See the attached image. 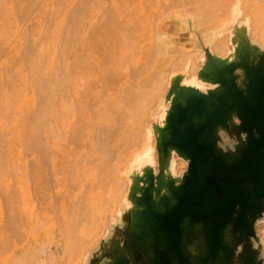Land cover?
Wrapping results in <instances>:
<instances>
[{
    "label": "rangeland",
    "instance_id": "rangeland-1",
    "mask_svg": "<svg viewBox=\"0 0 264 264\" xmlns=\"http://www.w3.org/2000/svg\"><path fill=\"white\" fill-rule=\"evenodd\" d=\"M59 1L60 0H45L44 2L47 3V4H45V8L44 9H46V5H47V9H48L47 12H48L49 10H51V9L53 10V8H54V7H52V3H54V5H56L57 3L61 4L62 2L63 3L61 5L57 4L58 6L57 7L55 6V8L59 9V6H63L64 7V4L65 5L69 4V5H67V7L68 6L69 7L72 6L71 8L75 7L74 4H75L76 0H63L61 2H59ZM78 1H80V0H77V3H78ZM81 1H83V0H81ZM94 1L92 0V2H94V3H92V2L90 3L89 1L87 2V4L88 3L89 4H93L94 6L93 5H89V4L87 6H90V8L94 7L93 9H91V11L92 10H94V11H92L93 13H91L92 15L91 14L90 15H91V17L94 16V18H96V16H98V20L96 18L95 19V23H94V18H91L89 14H88L89 17L87 15V17L85 18V16H86V12H85V15H83V17H81V19H79V20H77L75 22V24L80 22L82 25H84L83 27H81L82 29L81 28L80 29L77 28V27H80L81 24L78 25V26L76 25L77 27H75V32H76L75 33V37L77 39V40L75 39L76 48L78 47L79 44H81L79 46L82 47V50L80 51L81 53L79 52V50H77V52L80 53V55L77 54V52L75 51V54H76L75 58H77V60L75 59V61L77 62L78 60H80L81 56L83 58V56L89 55L88 51H90V50L91 51L92 50L95 51L96 47L100 46L99 45V43H100L103 46V47H101L102 49L100 47H98L99 49H101V51H102L101 53L103 54V52H105L106 50H108L106 52H109V53L105 52L103 54L104 58L102 57V62L100 60L101 59L100 57L102 56V54H101L100 57H98L99 54L96 53V52H98V50H97L98 48L96 49L97 51L94 52V54L91 53V56H93V57H96V55H97L98 59L96 58V61L100 60L98 62L99 63L101 62V64H97V65L98 66L99 65H103V64L105 66L106 65H110L109 61H108V60H110V58H111L110 62L111 63L115 62V64H116V65L114 64L115 65L114 66L113 63H112V65H113L112 68L115 67L114 69H112L109 66L111 68V74H112V71L114 70L113 74H115V75H113V74L111 75L110 71H107V70H110V68H108V66H106V67L105 66H102V67L100 66V68H101L100 70L101 71L97 69V72H96L94 70L96 65L95 64L93 65L94 66L93 70L95 71V73H93V76L96 73H98V75L101 73L99 75V77H98V75H95V77L97 76L99 78V79L97 78L95 80L99 81L100 82V83L98 82L99 84L103 83L102 85L104 87H105L106 84H109V83H114V85L116 83L115 86H117L121 82L120 79L122 80V82L115 89L113 87V84H110V85H112L114 90L111 89L112 87L108 86V85H106V87H110L111 90L110 89L109 90L108 89H104V87L101 86V85L98 86V83L94 84L95 87H96V84H97V87L94 90L95 93L98 94L101 91V93H103L104 101H106V102L108 101L110 103V105H111L110 110L107 112L108 120H105V121L104 120L103 121L100 120L99 121V123L103 124L104 127L99 125L98 122H97V125L99 127H102V128H105V125H108V126L112 125L111 128H110V138L108 140L106 138V141H100L101 144L103 142V144L101 145V144H99L100 143L99 140H97V139H95L93 137L94 132H92L93 135L90 134L92 137H90V135L88 136V134L91 133V130H93L95 132L98 131V129L96 128L97 125L96 124H93L94 126L92 125V123H93L92 119L93 118L90 119L91 117H93L95 115L93 113L95 108L94 109L91 108V109H93V111H91V109H89L87 107L89 109L88 113L89 112L92 113L93 116H90L91 115L90 113L89 114L87 113L88 115L85 114L86 115L85 116L84 113H86V111L88 109L86 108V110H85V108L83 107L84 106L83 103H79V102H83L82 100L80 101V99H82L84 96L81 95L82 96V98H81L80 93H77V92H74L73 96H72V94H70L68 92L71 96L67 95L68 99H67V97L63 98L64 101H62V102H57V101H59V100H57L56 103L57 104L59 103L58 105L56 103H55V106L51 105V104H48L49 106H47V104H43L42 107H45V109L46 108L47 109H46V112L44 111L45 113H43L42 118L39 119L40 123H38V124H41V126L39 125V128H37L38 131L36 130V127H34V126H36V123H35V125L33 124V126L32 125L25 126L24 127L25 130L22 127V131H23L22 132V136L23 137L26 136V137H24V138L21 137L20 138L21 140H20L19 137L14 135V134L18 135V133H17V131H15V129H13V131L9 135V138L11 136V138L13 140L15 139L16 141L15 140L13 141L11 139L12 140L11 143L14 142V143H12V147L10 146L12 149L7 151V153H6V156L9 158V160H7L8 158H5L4 155H2V157H4L3 158L4 161H8L9 163H12V165H13V162H16L15 163L16 167H17V165H19V167L17 168V170H13L12 167H11V169H7V170L5 168L2 169V171H4V172H2L0 174V177H1L0 178V191L2 190V192H4L3 190H5V185L7 186V185H9L8 183H10V185H11L10 189H12V191L15 190L14 191V192H16L15 194H18L17 191L19 190L18 192L20 193V195H25L26 197L28 196L29 198H31L28 201L33 203V207H32L33 209H31L32 214H29V215H33L34 217L31 220L29 218L31 216H28V214L25 217L23 214L30 213L27 210V212L25 211V213H23L22 215L26 218V222L28 221V219L30 221H28L29 223L27 222L26 224L23 223L24 226L22 225V227H25L24 229L17 222L18 226L20 225L19 229L22 228V230L18 231L17 230L18 228L16 229V227H18V226L15 223L14 224L16 225V227H14V229H13V227L11 228V226H13V225L10 224L9 225L10 227L8 226L9 227L8 229L6 228V229H1L0 230V234H2V237L7 236L6 238L9 239L8 241L10 242V244L12 246V248L10 247L11 248L10 249L9 247H7V244H9V242L6 245H4V243L3 244L1 243L2 245H4V249L6 247L9 248V249L6 248V253H4L3 251L1 253V250L3 248L0 249V261H2V263L0 262V264H3L4 261H6L5 264H9L10 262L12 264H25V262H24L25 258L29 259V261L33 259V256L31 255L33 253H31L32 251H30L32 249L35 251L34 253L36 254L34 256L35 264H44L42 262V260H41L42 256H46L49 259L48 260L49 264H80V260H81V257L84 254V250H87L88 248H90L91 244L88 243V242H85V240L83 239V236H81L79 233H76L74 236L73 235L72 236H67L66 234L64 235V232H63L64 231L63 230L64 225L66 226V224H68L70 226L69 223H71V222L67 223L66 220L69 219L68 221H72V219H74V217L72 218V215H74V214H71V212L75 213V207L74 206H76L75 205L76 203H74V202H77L78 200H79L78 202H80L81 200H83L84 195H87L86 197L91 196V195L88 196V194H90V193L92 194L91 198L92 197L94 198V199H92L93 201L96 198L101 197L100 203H101V205L103 207V212L105 214H107V215L113 214L115 216V220H114L112 229H113L114 226H121L124 223L123 213L127 212L128 209L131 208V203L128 201V199H126V196H125L127 194V189L124 186L125 185V180L128 181L129 178L132 179V177H135L137 175L141 176L143 174L144 168H152L154 170V173L157 174V155H156V151H155V137H154L153 126H152L153 123H151V121H152V118H154L156 124H158L159 126H162V124H163V120L165 118L167 110L169 109L170 100H171V98H169L167 100L165 99V95L168 92L169 80H171V78H173L176 75H181V83H180V85L195 87V88L205 92L206 90L213 89L216 86L214 84L202 81L197 76V72H198L199 68L201 67V64L205 60V48L208 49L212 54L219 56V58L228 59V60H232L233 54H234V51H235V46L241 39H245L250 44H253V45L257 46L259 49L264 50V0H216L217 2H219L218 3L219 5L221 4L220 5L221 9L217 10L215 12V17L212 20L201 21V22H199L197 20H194V21H190L189 23L178 21L179 20L178 17H180L181 15L184 16V11H185L184 7L187 8V9L189 8V11L187 10L188 12L193 11V6H194L193 5V3H194L193 1L194 0H192L193 3L189 2L191 0H189V1L188 0H184L185 2L179 0L180 3L177 0H167L168 3H169V1H171V2L174 1V6H175V1H177L176 4L179 3L178 4L179 5V9H178L177 6H175L177 9H174V10L171 9V8H173V5L170 6L171 3L168 4L166 2V5L164 4V6H167V4L169 5L170 9L168 8V11H170V12L167 11V13H169L170 14L169 16H171V17L166 19L165 21L159 20L160 18L156 17L157 15H155V17L154 16L153 17L155 19L158 18L159 21H156L157 19L155 20L154 18L150 17V16H152V15H150L151 12L153 11L152 14L154 15L155 14L154 11H156L157 9L153 7L156 10H152L153 8L150 10L148 8V6L149 7L154 6L155 5L154 3L156 1H154L153 3L149 2V3L154 4V5H151V4L148 5V4H146V2H143V4L139 3V5H141V4H142V6L144 5L143 8L139 9L140 11L142 9L143 12H141V13L138 12V9H137V8H139V6H133L135 4L133 2L134 4H132L131 7L130 6H127V7L128 8L130 7L129 9L131 11H133L132 13L135 12L134 14L136 16V19H137V17L140 18L141 21H143L142 23L144 24V26L140 25L141 23L139 24V22L135 24V22L138 21L139 19L135 21V18L133 17L134 20H132V21H135V22H134V27H132V29L135 28V27H138V31H137V29H135L137 32L136 31H132V32L133 33L136 32L138 34L139 30L142 27H146L145 29L147 31H145L144 28H143V30L141 29L140 31H142V32L145 31V33L147 35L145 33L141 32L143 34V37H144V39H143L142 34L139 32L141 34V35L139 34L140 36L136 34V35H134L132 37L134 39V40L132 39L134 42L132 40H130L131 38H129V37H127L129 39V40H127L125 35H127L128 32H127V29H125V28H128V27H125L126 24H124L125 31L122 28V30H123L122 33H124L123 35L125 37V43L123 44V46L126 44L125 45L126 47H123V46H121V47L119 46L118 47V45L121 44L122 42H120L119 39H117V41H116L115 38H114L115 40L113 41V39H111L112 37H109V36H113V32H112L111 27L109 26L110 25L108 23L109 20L106 19V17H109L108 13H110L109 9L111 10V8H109V5L106 6L105 3H106V1L109 2L110 0H105V1L104 0H94ZM150 1H152V0H150ZM203 1H206V0H203ZM210 1L211 2L213 1V2L216 3V1H214V0H210ZM117 2H119V1H117ZM135 2L137 3L138 0L135 1ZM161 2H165V0H163V1L160 0L159 4L157 6L158 8L161 7L160 4H163ZM186 2H188L189 5H188V3L185 4ZM211 2H209V3H211ZM110 3L113 4L112 2H110ZM110 3H108V4H110ZM111 4H110V6H111ZM78 5H79V3L76 6L78 7ZM145 5H146V7H145ZM156 5H157V3H156ZM120 6H122V5H120ZM181 6H182V8H181ZM63 7H61V8H63ZM67 7L63 8V12H62L63 14H64V11H65V9ZM101 7L102 8L106 7L105 11L103 12V14L100 13V12H102L104 10V8L102 9ZM144 7L147 8V10H145ZM90 8L87 9L89 11V13H90V10H89ZM129 9H126V12H129V11H127ZM161 9L164 11L163 7L159 8L158 10H161ZM52 10H51V12H52ZM67 10L69 11L71 9L69 8ZM179 10L182 11V12L178 13V12H180ZM68 11H66V14L69 13ZM88 11H87V13H88ZM106 11L108 13H107V16L105 17L104 14L106 15ZM131 11H130V13H131ZM144 11H146V12H144ZM147 12H148V14H147ZM44 13H45V10H44V12L42 14L44 15ZM142 13L150 15L149 19L151 18V21L153 19V21L155 20L156 22L154 21V23H153V21L151 22L149 19H147L148 18L147 15H146L147 18L146 17L144 18V16H143L144 14H142ZM185 13H186V11H185ZM49 16L50 15L48 14L47 17L49 18ZM67 16L69 17V14L66 15V17ZM101 16H104L105 17L104 19L108 20V21H105L103 19V17H102V19L104 20V22H103L102 19H100V21L105 23V25H106V22H107V25L108 24L109 25L106 26V27L108 29L110 27V29H109L110 31L107 30L106 28L102 29V31H100L101 33L103 31H105L106 33L108 32L110 34L109 36L106 35L107 38H108V41L106 42L105 40L104 41L100 40L101 42H99L98 45L95 44V42L97 40L101 39L100 36H102V35L99 36V32H98L99 39H97L98 36L95 35L96 38H95V36H94V38L96 40L93 39V40H95V41H93L91 39L90 40L91 42L89 41L90 43L93 42L95 45L94 44L91 45L88 42H84L83 41V37H86V35L87 36L90 35L91 32L92 33H91L90 37L93 36L94 34H97V33H94V32L99 27L97 29H95V30H94V27L97 26L96 20L98 22L99 18H101ZM129 16H131V15H129ZM142 16H143L144 19L142 18ZM45 17H46V15L44 16V18ZM83 18L86 19L88 21V23H89L90 20H88L87 18L92 19L94 27H92V24L90 25V23H89V28H87L86 27L87 21H85ZM121 18H123V17H121ZM133 18H132V16L130 17V19H133ZM126 19L128 20L129 18H125L124 17V20H126ZM187 19H189V18H186V20ZM118 20H122V19L118 18ZM184 20H185V17H184ZM34 21H36V20H34ZM144 22H146L147 24L151 23L150 24L151 28H150L149 25H147ZM164 22L168 23V24L170 23V25L174 24V27L169 26V28H165V29L159 30V28H157L158 25H161ZM181 22L184 23V25H178ZM100 23H99V26L102 27L103 24L101 23L102 25H100ZM131 23L132 22H130V24H128V26H130ZM146 25L149 26L150 29H152V32L148 31L149 28ZM34 26H35V24H34ZM87 26H88V24H87ZM90 26L92 27V29L90 28ZM131 26H133V24ZM32 27H33V25L31 26V28ZM44 27H43V29H44ZM46 27H45V30H48ZM53 28H54V25H53ZM67 28L68 29H72V26L67 27ZM129 28H131V27H129ZM90 29H91V31H90ZM81 30H83L85 34H83V31H81ZM99 30H97V31H99ZM53 31H54V29H53ZM56 32L57 33H55V36L58 35V31H56ZM105 32H103V33H105ZM110 32H112V33H110ZM103 35H105V34H103ZM123 35H122V37H123ZM128 35L131 36L130 34H128ZM13 36L9 37V38L13 39L15 37V36L14 37ZM80 36H81L82 39L80 38ZM120 36H118V38ZM110 39L112 40L111 42H109ZM81 40L84 43H88L87 46H89V48H91V46H93V48H95V49H92V48L89 49L87 47L89 49L88 50L85 47L86 45ZM88 40H89V37L87 38V41ZM126 40L128 41V44H127ZM53 41L48 42L49 44L46 43L48 45V46L46 45V47L49 48L48 49L49 52L52 51V50L54 51V48L53 49L50 48L51 46H54V44L56 43L55 40H53ZM102 41H103V43L105 42L104 45H103ZM118 41H119V44H118ZM122 41L124 42V40H122ZM130 41H131V45H130ZM136 41H138L140 44H138V42H136ZM6 42H8V41H6ZM108 42L110 44H108ZM115 42H117V43L115 44ZM50 43H51V45H50ZM106 43H107V47L105 45ZM113 43H114V45H113ZM12 44H13V42H12ZM111 44L113 46H115V45L117 46L116 54L119 53L120 49H118V48H121L120 52L123 50L122 52L125 54V57L123 56L124 55L123 53H122L123 55L121 53H119L120 55L119 54L118 55H119V57H124V58H119L118 55H116L114 57L113 55H115V50L113 51L111 49L112 52H110V49H108V47H110V48L113 47V46H111ZM82 45H84L85 48ZM133 46L135 48H133ZM122 47L124 49H122ZM76 48H75V50H76ZM114 48H116V47H114ZM125 48L127 49V51H125ZM103 49L104 50L106 49V50L104 51ZM56 50L57 49L55 48V53L58 52ZM83 50H85V51H83ZM86 50H88L87 51L88 53H86ZM138 50H139L140 53L137 52ZM148 50H149V52H151L153 50L152 54L149 53ZM129 51L134 53V55L131 54ZM141 51H143L144 53L141 52ZM153 52H155V53L153 54ZM55 53H53V54H55ZM83 53H84V55H82ZM111 53H113V55ZM135 53L136 54L139 53V55L138 54L136 55ZM53 54H51L52 57H53ZM108 54H109L110 58H109V56H107ZM110 54L115 58V60L112 61V59H114V58L111 57ZM129 54H131V56H129ZM143 54L146 55V56H144ZM147 54H149V55H147ZM150 54L152 56H150ZM51 55H50V59L52 58ZM56 55H55V57L57 59ZM77 55H78V57H77ZM105 55H106V57H105ZM58 56H59V54H58ZM79 56H80V59H79ZM133 56H136V57L134 58ZM143 56L145 57V59L147 58V56L152 57V59L149 58L150 61H152V63L149 62L148 58H147L148 61L145 62L147 59L144 61L143 60L144 59ZM190 56L193 57V62L186 61V59L189 58ZM93 57H91L92 60H93ZM129 57H131V58H129ZM141 58H142V61L144 63L141 61ZM47 59H48L49 63H51L50 61H52V60H50L49 58H47ZM129 59H130V62H129ZM137 59H138V61L140 60L141 63L138 62L140 65H143V64L146 65V63L149 64V66L147 67V70L145 68V72L144 73H143V71H141L142 72L141 74H139L140 71H135V73H134L133 68L136 70V67L138 66V68L140 69V65H137L135 67V64L133 62L135 60V63L137 64V62H136ZM131 60H133V61L131 62ZM105 61H107L108 64H107V62L105 63ZM120 61H122V63ZM76 62H75V64H76ZM116 62H118V63H116ZM55 63H57V62H55V61L53 62V64L57 67V65ZM123 63L125 65V67L123 66ZM128 63H129V65H128ZM130 63H133V67L130 66V65H132ZM117 64H118V66H117ZM54 65H52V66L55 67ZM126 65H127V67H126ZM129 66L131 67L132 70H130V68H128ZM103 67H105V69ZM118 67L120 68V70H119ZM141 68L143 69L144 67H141ZM115 70L118 71L119 74L122 72L120 77H118L119 74ZM136 72H137V74L139 76L136 74ZM76 73H77V71L75 72V74ZM127 73H128V76H127ZM109 74L111 75V77L112 76L116 77V79L114 77H112L114 79H111ZM125 74H126V77H124ZM134 74H136V75H135V77L133 76L134 79L132 80L131 75H134ZM100 76H102V77L100 78ZM76 77H78V76H76ZM95 77H91V79L95 78ZM104 77H106V78H104ZM100 79L102 81H105V79H106V82H108V83L105 84V82H101ZM124 79H125V81H123ZM92 81L94 82V80H92ZM134 83H136V84L140 83L141 84L142 90H143L142 94L145 93V95H144L145 97H143L144 99L142 98L143 100L140 98V101H138L139 100L138 97H140V95H141L140 93L141 92H139V90L136 89V86L134 85ZM47 84H50V83H47ZM80 85H82V80L81 79H77V81H76V79H75V87L80 89L83 86V85L82 86H80ZM49 87H50L49 85H45V87H44L45 89H43L42 92H41L43 94H41V93L40 94L42 96H44V94L46 95V92L49 93V91H48ZM98 87H100L99 92L97 90ZM46 88L48 89L47 91H46ZM64 88H65V86L62 89H64ZM66 89H69V91L71 92L69 87L67 88V86H66ZM44 90H45V93H44ZM106 91H108V92L106 93ZM114 91L116 92V94H115ZM25 92H26V90H25ZM31 92L32 91H29V92L27 91L28 94L30 93L29 95L33 94V92H32V94H31ZM87 92H89V91L87 90L86 93ZM113 92H114L115 96L113 95ZM71 93H73V91ZM101 93H99V94H101ZM104 93L106 95H104ZM23 94H25V93L23 92L21 94V96L19 95L20 97L18 96L19 99H21V101L19 99H17L21 103H23L24 100H25V98L23 99V97H25V96H23ZM87 94H90V93H87ZM36 95L37 94H35L34 97H36ZM90 95L91 96H89V95H87V96L91 97L90 98V99H92L91 101L86 96V99L89 100L88 103L89 102L91 103L92 101L93 102L95 101V99L92 98L93 94H90ZM77 96H79L78 98H80V99H79V102L77 100V103H76ZM101 96H102V94H101ZM29 97H27V98H29ZM22 99H23V101H22ZM84 99H85V97H84ZM64 102L67 103L66 104L67 106H65ZM21 103H19V104H21ZM134 103H136L137 106H135L136 104L134 105ZM78 104H80V105L82 104L83 105L82 106L84 108L83 110H85L84 113H83V110L81 111V109H82L81 106H80L81 109H79V111H78V108H77ZM125 104H127V105H125ZM59 105L61 106V108H60ZM70 105H72V107H73L72 109H71ZM99 105L101 106L102 104H99ZM122 106H123V108H126V109L130 108V110L129 109L128 110L124 109V111H123L122 110L123 109ZM64 107H65V109H64ZM53 108H54V110H53ZM134 108L136 110L131 111ZM68 109H69V111L67 112ZM155 109H156V111H155ZM64 110L67 113H64ZM72 111H74V112H72ZM80 111L82 112L81 113L82 115L78 113ZM61 112H63L65 114L64 117L67 114V117L66 118H62V119L60 118L61 121H60V119L58 121L57 117L58 116L60 117L63 114V113L61 114ZM55 113H60V115L59 114H55ZM76 115H77V119H76ZM118 115H120V116H118ZM88 116H89V118H88ZM78 118H79V121H78L79 123L76 122L78 120ZM89 119L92 120L91 124L88 122ZM115 121H116V123H115ZM13 122H16V121H13ZM41 122H44V123H41ZM82 122L85 124L84 126H83V124H80ZM86 122H88L90 126ZM94 122H96V121H94ZM12 123L10 125H13ZM75 123L77 125H79V126L81 125L83 128L85 127V130H83L81 128V130L85 131V132H81L82 135L79 134L80 131H81L80 130L81 126L78 127V129H77V125ZM23 124L24 123H22V125ZM89 128H90V132H88ZM26 129L29 130L30 132L27 131ZM72 129L74 131H72ZM100 129L101 128H99V130ZM25 132H27V133L25 134ZM75 132L77 133L76 135H78V136L75 135V137H74ZM33 133H34V135H36V136H34V138L36 137V139H37L36 141L33 140V135H30V134H33ZM86 133H87V136L85 135ZM27 135L32 136L31 137L32 140H29L30 137L28 136L29 139L27 141L25 139V138H27ZM83 135H85V137ZM126 136H128L129 138L127 137L128 139H126ZM40 137H42V138H40ZM71 137H72V139H71ZM76 137H78L79 138L78 140H80V141H78ZM89 137L90 138H94L95 140H97V142L94 139L89 140L90 139ZM81 138H83V139H81ZM224 138L225 137L223 136V138H222L223 139V141H222L223 145L224 146L225 145L226 146H230L231 143H232V140H230V137H229L228 140H225ZM38 140H39V142H38ZM30 141L32 142V144L35 142L34 146L31 145V147L34 148L33 149L34 153L31 152L32 154L29 153L30 152L29 151L30 150L29 147H28V150L26 149L27 148L26 146L30 145ZM75 141L78 142V143H76ZM27 142H29L28 145H25V144H27ZM106 142H108V143H106ZM41 143H43V144H41ZM44 143H46V144H44ZM47 143H49V144H47ZM22 144L25 145V147ZM56 144L59 145V146H56ZM64 144H65V147H63ZM14 146H15V148H14ZM36 146H37V148L39 150H42V152L39 151L36 148ZM74 146H75V148H74ZM40 147L44 148V149H40ZM60 147H61V149H60ZM93 147H94V149H97V150H95L96 152L93 150ZM21 148H22V150H21ZM72 148L75 149V150H73ZM103 148H104V150H103ZM16 149H18V150H16ZM35 149H37L39 152L37 150H35ZM54 150H55V152H54ZM16 151L18 153H16ZM35 151H37V152H35ZM93 151H94V153H93ZM20 153H21V155H20ZM37 153L41 155V156L40 155L39 156L41 157L42 160L41 159H36V158H39ZM79 153H80V155H79ZM67 154H68V156H67ZM69 155H71V156H69ZM31 156L32 157L34 156V157L32 158ZM50 156H52V157H50ZM84 156H86V157H84ZM18 157L19 158L21 157V159L23 158L24 160H26L28 166L26 165L27 167H25V166L23 167L19 163L21 161V159H19ZM45 157L48 158V162H47V160H45ZM49 157H50L51 160L49 159ZM73 158H74V160H73ZM0 159H1V156H0ZM77 159H79V160L76 161ZM11 160L13 162H10ZM24 160H23V162H25ZM37 160H38V162L36 163ZM43 160H45L44 164L46 163V165L43 164ZM1 161H2V159H1ZM40 161H41V163H40ZM51 161H53L52 164H51ZM67 161H68V163H67ZM79 161H80V163H79ZM82 161H83V163H82ZM32 162L35 163L36 166H37L38 163H40V164H38V166H42V165L43 166L40 167L41 169L36 171L37 168H35V166H33L35 164H32ZM107 162H109V163H107ZM54 163H55L56 166L53 165ZM100 163L103 164L102 168L100 166L101 165ZM81 164H82V166H81ZM107 164H109V165H107ZM20 165L22 166V168L20 167ZM77 165H79L78 168H77ZM31 166H33L35 168V170L33 172H32L33 167H31ZM186 167H187L186 161L183 160V159H178L173 154L172 157H171V160H170V163H169L167 171H169L170 175H172L174 178H176L177 176H179L186 169ZM25 168H30V170L29 169L28 170L32 172L31 173L32 176H30L31 174L29 173V171H27V170L24 171L23 170ZM14 169H15V167H14ZM104 170L107 171V174H106V171L104 173ZM41 171H42V174H41ZM98 171L101 174H99ZM24 172H25V176H22L24 174ZM27 172H28V175H27ZM34 172H35V174H34ZM53 172H55V173H53ZM20 173H23V174H20ZM36 173H38V175L42 179ZM35 175L37 177H39V179H41V180L37 181L39 179H36ZM82 175H83V177H82ZM89 175H91L93 178L91 176H89ZM96 175L98 176V178H97ZM102 175H104V176L106 175L105 176L106 178L104 176H102ZM115 177H116L117 180L115 179ZM32 178H35L36 181H34L35 179L33 180ZM96 179H97V181H96ZM109 179H111L110 181L113 182V183L111 182L112 184L109 183ZM1 180H3V181H1ZM5 180H6V184L4 183ZM8 180H9V182H8ZM78 180L80 181L79 184L77 182ZM105 180H107V181H105ZM94 181H95V183H94ZM99 181H100V183H99ZM103 181H105L107 183V186H105L106 183H104L105 185L103 184ZM121 181L124 182V185L121 186L122 183H120L121 187H119L118 186L119 184H117V183L121 182ZM90 182H91V184H90ZM38 183H40L41 186ZM98 183L101 184L102 186L99 185ZM36 184H37V186H36ZM86 184L87 185L89 184V186H87ZM92 184L94 185L93 188H95V190H96L95 193L93 192L95 190L87 189V188H90V185L92 186ZM97 184L99 185V187H102V190L99 187L97 188V186H98ZM12 185H14L13 186V188L15 187L14 189L11 188ZM112 186H114V187H112ZM116 186H118V188ZM84 187H85L86 190H84ZM107 187L108 188L112 187L113 189L110 188V190H109ZM39 188H40V190H42L41 192H40ZM20 189H22V190H20ZM86 191H87V193H86ZM36 192H38V193H36ZM84 192H85V194H84ZM98 192H99V194H98ZM34 193L36 195L37 194L39 195V193L41 195H43L42 193H44V195L42 197L39 195L41 197V199L42 198L44 199V201L43 200L41 201V199H39V196L38 195L35 196ZM2 194L3 193L0 194V201H2V202H0V208L1 209L3 208L1 210L2 214L4 216H6L5 214L7 213L6 212L7 209L4 210V208H5V205H4L5 204L4 203L5 200L3 199L4 197H2L3 196ZM96 194H98V195H96ZM93 195H95V196H93ZM55 196L58 197V198H56ZM78 196H81L82 199L79 198ZM65 197H66V199H65ZM76 197H78L77 198L78 200L76 199ZM47 198H48L49 201L47 200ZM67 198L70 199V200H67ZM37 200H39V201H37ZM74 200H77V201H74ZM60 201H62V202L60 203ZM69 201H70L71 207L68 205ZM46 202H48V204ZM51 202L53 203L52 206L55 205V203L57 202L56 203L57 206H53L52 207L51 206ZM71 202H73V203H71ZM32 203H30V204H32ZM28 204H29V202L25 206L28 207ZM49 205H50V207H49ZM77 208L78 207H76V209ZM27 209H29V208H27ZM23 218H20L21 221H23L22 220ZM75 218H76V216H75ZM20 219H19V221H20ZM32 221H33L34 224L32 223ZM30 222L32 224H30ZM35 222H36V225H35ZM21 224H22V222H21ZM28 224H30L31 226L28 225ZM25 225L28 228L30 226L31 229L26 228ZM33 226H34V228H33ZM256 229H257V233H258L259 239H260L261 244H262V255L264 257V254H263L264 253V222L258 223L257 226H256ZM62 232H63V234H62ZM68 232H70V231H68ZM13 233H14V235L16 233L17 234L14 236ZM65 233H67V232L65 231ZM110 233H112V231ZM68 235H70V234H68ZM10 236H11V239L14 238L13 239L14 244H13V241L10 239ZM6 238L5 239L3 238L4 242H6L5 241ZM87 240H88V238H87ZM99 242H100V239L97 242H95V243H99ZM36 260H37V262H36ZM30 264H31V262H30Z\"/></svg>",
    "mask_w": 264,
    "mask_h": 264
},
{
    "label": "water",
    "instance_id": "water-1",
    "mask_svg": "<svg viewBox=\"0 0 264 264\" xmlns=\"http://www.w3.org/2000/svg\"><path fill=\"white\" fill-rule=\"evenodd\" d=\"M197 76L215 88L169 80L163 124L151 121L157 174L132 179L124 223L88 264H264V50L241 39L228 60L205 48ZM173 154L187 163L176 178Z\"/></svg>",
    "mask_w": 264,
    "mask_h": 264
},
{
    "label": "bare ground",
    "instance_id": "bare-ground-1",
    "mask_svg": "<svg viewBox=\"0 0 264 264\" xmlns=\"http://www.w3.org/2000/svg\"><path fill=\"white\" fill-rule=\"evenodd\" d=\"M45 0H0V156H1V159H2V161H1V159H0V174L2 173V172H4V171H2V169H11V167H12V169L13 170H17V168L19 167V165H17V167H16V162H13L12 160L10 161V162H13V165H12V163H9L8 161H4V157L5 158H8L7 156H6V153H7V151H9L10 149H12L11 147H12V143H14V142H12L11 143V141L13 140L12 138H11V136H10V138H9V135H10V133L13 131V129H15V131H17V133H18V135L17 134H14V135H16L17 137H19V139L21 138V137H23L22 136V127H23V129H24V127L25 126H27V125H32L33 126V124L35 125V123H36V126H34V127H36V130H37V128H39V125L41 126V124H38V123H40V120L39 119H41L42 118V116H43V113H45L46 112V109H45V107H42V105L43 104H47V106H49L48 104H51V105H54L55 106V103H56V101L57 100H59V101H57V102H62V101H64L63 100V98H66L67 97V99H68V96L70 95V94H72V96H73V94H74V92H77V93H80V96L82 95V96H84L85 97V99H84V97L82 98V96H81V98L82 99H80V98H78L79 96H77V98H76V103H77V100H78V102H79V99H80V101L82 100L83 102H79V103H83V105L81 104H78V106H77V108H78V111H79V109H81V107L83 106L84 108H85V110H86V108L88 107L89 109H91V108H95L94 109V111H93V109H91V111H93V113L95 114L94 116H93V114L92 113H90L91 115L90 116H93V117H91L90 119H92V120H88V122L91 124V121L93 122L92 123V125L93 124H96L97 125V122H98V124L99 125H101V126H103L104 127V125L103 124H101V123H99V121L100 120H108V115H107V112L110 110V107H111V105H110V103L107 101H104V99H103V93H101V91L99 92V89H100V87H98V92L99 93H101L102 94V96H101V94H99L97 91V93L98 94H96L95 93V88L97 87V84H96V87H95V83H98L99 81H96L95 79H97L98 77H99V75L101 74H99L98 75V73H96L95 75H98V77L96 76L95 77V75L93 76V73H95V71L97 72V69L98 70H100L101 68H100V66L102 67V66H105L104 64L103 65H97V64H101V62H102V57H103V54L106 52V51H108V50H104L105 52H103V54L101 53L102 51H101V47H103L102 46V44H100L99 42H101L100 40H105L106 42L108 41V38H107V36L106 35H110L108 32L106 33L105 31H103V32H105V33H101L100 31H102V29H107V30H109L110 29V27H111V29H112V32H113V36H109V37H112L111 39H113V41L116 39V41H117V39H119L120 40V42H122L121 44H119V41H118V47L120 46H123V44L125 43V37H124V33H122L123 32V30H122V28L124 29V24H126L125 25V27H128V28H125V29H127V35H125L126 36V38L127 37H129V38H131L130 40H132L133 38V36L134 35H136L137 33V31H138V27H135V28H133L132 29V27H134V22L136 21V20H138V21H136L135 22V24L136 23H138L139 22V24L140 25H143L144 26V24L142 23L143 21H141V19L140 18H138L137 17V19H136V16H135V12L134 13H132L133 11H131L129 8L131 7V5L132 4H134L133 6H139V8H137L138 9V12H143L142 11V9H141V11L139 10L140 8H143V6H142V4H143V2H146V4H148V5H150L151 3H153L154 1H156L154 4L156 5V3H157V5L155 6L154 4H151V5H154V6H151V7H149L148 6V8L151 10L153 7L154 8H156V9H152V10H156V11H154V15L152 14L153 13V11L151 12L149 9V11L151 12V14L150 15H152V16H150V15H147L148 14V12H147V14H144V13H142V14H144L143 16H144V18L146 17V15H147V19H149V16L150 17H152V18H154L155 17V15H157L156 17H158V18H160L159 20H163V21H165L166 19H168V18H170L171 16H169L170 14L169 13H167V11H168V8H169V3H171V5L170 6H172L173 5V8H171V9H177L175 6H177L178 7V9H179V3H180V1L179 0H177V1H179V3L178 4H176L177 3V1H175V6H174V1L173 2H171V1H169V3H168V1L167 0H165V2H161V3H163V4H160L161 5V7H159V8H164V11L162 10H158L159 8L157 7L158 6V4H159V2H160V0H152V1H148V0H138V4L135 2V1H137V0H117V1H119V2H117L116 0L114 1H112V0H110L109 2L108 1H106V6H108L109 5V8H111V10L109 9V11H110V13H108L107 11H106V15L104 14V16L106 17L107 16V13L109 14V17H106V19H108V20H105L104 18V16H101V18H99V21L97 22V20H98V16H96V18H97V20H96V24H97V26H93V20L92 19H90V18H87L88 20H90L89 21V23H90V25L92 24V27H94V30L95 29H97L98 27V29L97 30H99V31H97V30H95V32L94 33H97V34H94L93 36H91L90 37V35H91V33H90V35H86V37H83V41L84 42H88L89 44H94L93 42L92 43H90L91 41V39L93 40V39H95L96 38V36H98V32H99V36L100 35H102V36H100V38L101 39H99V36L97 37V39H99V40H97L96 42H95V44H97L98 45V43H99V45L100 46H97L96 47V49L98 48V47H100L101 49H97L98 50V52H96L97 50L95 49V48H93V46H91V48L92 49H95V51H88L89 49H91V48H89V46H87L88 45V43H84L82 40V42L86 45L85 47L88 49V50H86V53H88L89 52V55H85V56H83V58H82V56H81V59H80V56H79V59L80 60H78L77 62L75 61V59L77 60V58H75L76 57V54H75V51L77 52V50H79V52L82 50V47H80L79 45H81V44H79L78 45V49L76 48V45H75V43H76V41H75V39H76V37H75V27H77L78 25H80L81 23L79 22V23H77V24H75V22L77 21V20H79V19H81V17H83V15H85V12H86V16H85V18L87 17V15L89 14H91V13H93L92 11H94V10H92L91 11V9H93L92 7L90 8V6H87L88 4H87V2L89 1L90 3L92 2V0L90 1V0H83V1H78V3H79V5H78V7L76 6L78 3H77V0H76V2H75V4H74V6L76 7H73V8H71L72 6H68L67 7V5H69V4H64V7L63 6H59V9L61 8V7H63V8H65V7H67L66 9H65V11H64V14L62 13L63 12V8H61L60 10L58 9V8H55V6L57 7L58 5H61L60 3H55L56 5H54V3H52V7H54L53 8V10H52V12H51V10H49L48 12H47V5H46V9H44L45 8V4H47V3H45L44 2ZM61 1H63V0H60L59 2H61ZM94 1V0H93ZM105 1V0H104ZM140 1V2H139ZM163 1V0H162ZM181 1H183V2H185L184 0H181ZM189 1V0H188ZM214 1H216V0H214ZM47 2V1H46ZM56 2V1H55ZM66 2V1H65ZM95 2V1H94ZM94 2H92V3H94ZM110 2H112L113 4H111ZM134 2V3H133ZM149 2H151V3H149ZM166 2L168 3L167 4V6H164V4L166 5ZM189 2H191V3H193V11H191V12H188L189 11V8L187 9V8H185L184 7V10L186 11V13H185V11H184V16L183 15H181L180 17H178L179 18V20L178 21H182V22H185V23H189L190 21H194V20H197V21H199V22H201V21H209V20H212L214 17H215V12L217 11V10H220L221 9V4L219 5L218 3L219 2H217L216 1V3L215 2H211L210 0H206V1H203V0H194L193 2H192V0L191 1H189ZM208 2V3H207ZM209 2H211V3H209ZM108 3H110L111 4V6H110V4H108ZM131 3V4H130ZM139 3H142L141 5H139ZM188 2H186L185 4H187ZM190 3V4H191ZM130 4V5H129ZM145 4V3H144ZM184 4V3H183ZM54 5V6H53ZM89 5H93V4H89ZM120 5H122V6H120ZM163 5V6H162ZM188 5H189V3H188ZM94 6V5H93ZM127 6H130L129 8L127 7ZM132 6V7H133ZM141 6V7H140ZM87 7V8H86ZM145 7H146V5H145ZM144 7V8H145ZM167 7V8H166ZM71 9V10H67V9ZM88 8H90L89 10H90V13H89V11L87 10ZM102 8V7H101ZM104 8V7H103ZM102 8V9H103ZM106 8V7H105ZM105 8H104V10L102 11V12H100L101 14H103V12L105 11ZM166 8V9H165ZM181 8H182V6H181ZM101 9V10H102ZM126 9H129V10H127V11H129V12H126ZM170 9V8H169ZM191 9V8H190ZM44 10H45V13H44V15L42 14L43 12H44ZM88 11V13H87V11ZM144 10V9H143ZM145 10H147V8H145ZM166 10V11H165ZM188 10V11H187ZM66 11H68L69 13H67L66 14ZM130 11H131V13H130ZM160 11V12H159ZM180 11V10H179ZM144 12H146V11H144ZM166 12V13H165ZM168 12H170V11H168ZM182 11H180V12H178V13H181ZM43 16H42V15ZM50 15L49 16V18L47 17V15ZM69 14V17L67 18L66 17V15H68ZM134 14V15H133ZM46 15V17L44 18V16ZM89 15H88V17H89ZM92 15V14H91ZM91 15H90V17H91ZM100 15V14H99ZM129 15H131L132 16V18L134 17L135 18V21H132V20H134V18L133 19H130V17L131 16H129ZM137 15V14H136ZM143 16H142V18H143ZM154 16V17H153ZM62 17V18H61ZM100 17V16H99ZM102 17H103V19L105 20V21H108V23L110 24H108L110 27H109V29L106 27V26H108L107 25V22H106V25H105V23H103L104 22V20L102 19ZM121 17H123V18H121ZM124 17L125 18H129L128 20L126 19V20H124ZM184 17H185V20H184ZM91 18H94V16L93 17H91ZM96 18H94V23H95V19ZM118 18H120V19H122V20H118ZM143 18V19H144ZM158 18H154L156 21H159L158 20ZM183 18V19H182ZM186 18H189V19H187L186 20ZM84 19V18H83ZM100 19H102L103 20V22L102 21H100ZM181 19V20H180ZM34 20H36V21H34ZM85 21H87L86 19H84ZM83 20V21H84ZM92 20V21H91ZM150 21H151V18L149 19ZM154 20V21H155ZM171 20V19H170ZM184 20V21H183ZM141 21V22H140ZM152 21H153V19H152ZM151 21V22H152ZM154 21H153V23H154ZM155 21V22H156ZM36 22V23H35ZM92 22V23H91ZM103 24H101V23ZM130 22H132L131 23V25L133 24V26H128V24H130ZM173 22V21H172ZM180 23V24H178V25H184V23ZM89 23H88V21H87V24H88V26H87V24H86V27L87 28H89ZM99 23H100V25H102V27L101 26H99ZM144 23H146V22H144ZM152 23V24H153ZM30 24V25H29ZM34 24H35V26H34ZM147 24V23H146ZM151 24V23H150ZM150 24H147V25H149L150 26V28H151V25ZM33 25V27L31 28V26ZM53 25H54V28H53ZM77 25V26H76ZM82 25V24H81ZM80 25V27H77L78 29H80L81 27H83L84 25H82L81 26ZM139 25V26H140ZM146 25V26H147ZM48 29V30H45V27ZM52 26V27H51ZM70 26H72V29H68L67 27H70ZM105 26V27H104ZM123 26V27H122ZM136 26V25H135ZM138 26V25H137ZM149 26H147L148 28H149ZM169 26H171V27H174V24H171L170 25V23L168 24V23H163V24H161V25H158V27L157 28H159V30H161V29H165V28H169ZM43 27H44V29H43ZM51 27V28H50ZM58 27V28H57ZM85 27V28H86ZM92 27L90 26V28L92 29ZM101 27V28H100ZM104 27V28H103ZM129 27H131V28H129ZM142 27V26H141ZM51 30H50V29ZM76 28V29H77ZM86 28V29H87ZM143 28H144V30L145 31H147L145 28L146 27H142L141 29L143 30ZM148 29V31L150 32H152V29ZM36 29V30H35ZM43 29V30H42ZM53 29H54V31H53ZM58 29V30H57ZM82 29V28H81ZM84 29V28H83ZM91 29H90V31H91ZM125 29H124V31H125ZM131 29V30H130ZM135 29H137V31L135 30ZM140 29V30H141ZM155 29V28H154ZM45 30V31H44ZM89 30V29H88ZM106 30V31H107ZM130 30V31H129ZM139 30V32L141 33L142 31H140ZM56 31H58V35L57 36H55V33H57ZM81 31H83V30H81ZM110 31V30H109ZM132 31H136L135 33H133ZM145 31H143L142 33H145ZM112 32H110V33H112ZM138 32V34L137 35H139L140 33ZM79 33V32H78ZM141 33V34H142ZM83 34H85L84 33V31H83ZM103 34H105V35H103ZM123 35V37H122V35ZM126 34V33H125ZM128 34H130L131 36H129ZM133 34V35H132ZM140 34V35H141ZM146 34V33H145ZM144 34V35H145ZM14 37L13 39L11 38H9V37H12V36ZM78 35V34H77ZM76 35V36H77ZM81 35V34H80ZM96 35V36H95ZM120 36L119 38H118V36ZM139 35V36H140ZM147 35V34H146ZM85 36V35H84ZM94 36H95V38H94ZM89 37V40L87 41V38ZM142 37H143V34H142ZM61 38V39H60ZM80 38H81V36H80ZM103 38V39H102ZM105 38V39H104ZM115 38V39H114ZM124 38V39H123ZM146 38V37H145ZM82 39V38H81ZM109 40V42H111L112 40ZM143 39H144V37H143ZM53 40H55L56 41V43L54 44V46H51L50 48H54V51L52 50V51H50L49 52V48L48 47H46V43H48V42H50V41H53ZM77 40V39H76ZM79 40V39H78ZM86 40V41H85ZM96 40V39H95ZM95 40H93V41H95ZM122 40H124V42L122 41ZM127 40H129L128 38H127ZM126 40V41H127ZM134 40V39H133ZM132 40V41H133ZM6 41H8V42H6ZM10 41V42H9ZM90 41V42H89ZM103 41H102V43H103ZM12 42H13V44H12ZM16 42V43H15ZM54 42V41H53ZM108 42V44H110ZM134 42V41H133ZM132 42V43H133ZM136 42H138V41H136ZM135 42V43H136ZM82 43V44H83ZM105 43V42H104ZM104 43H103V45H104ZM117 42H115V44H116ZM49 44V43H48ZM52 44V45H53ZM94 44V45H95ZM127 44H128V41H127ZM138 44H140L139 42H138ZM50 45H51V43H50ZM106 45V47H107V43L105 44ZM113 45H114V43H113ZM112 44H111V46H113ZM126 45V44H125ZM123 46V47H126V46ZM130 45H131V41H130ZM134 45V44H133ZM48 46V45H47ZM56 46V47H55ZM83 47H84V45H82ZM136 46V45H135ZM84 47V48H85ZM95 47V46H94ZM114 47H116V48H114ZM122 47V49H124ZM128 47V46H127ZM139 47V46H138ZM55 48L57 49L56 51H58V52H56L55 53ZM75 48H76V50H75ZM83 48V49H84ZM114 48V49H113ZM131 48V47H130ZM133 48H135L134 46H133ZM108 49H110V52H112L111 51V49L114 51L115 50V55H113V53H111L114 57L116 56V55H118L119 53H123L122 51L120 52V50H121V48H118V49H120L119 50V53L118 54H116V49H117V46L115 45V46H113L112 48H110V47H108ZM138 49V48H137ZM136 50V49H135ZM151 50V49H150ZM83 51H85V50H83ZM88 51V52H87ZM100 51V52H99ZM125 51H127V49L125 48ZM131 51V50H130ZM129 51V52H130ZM153 51V50H152ZM152 51L151 52H149V50H148V52L149 53H151L152 54ZM94 52H96V53H98L99 54V56L98 57H100L101 56V54H102V56L100 57L101 59V62L99 63L98 61H100V60H98V61H96V58L98 59V57H97V55H96V57H93V56H91V53H93L94 54ZM137 52H139V50L137 51ZM141 52H143V51H141ZM53 54V53H55V54H53V57H52V55L51 54ZM59 54V56H58V54ZM81 53V52H80ZM80 53H78L77 52V54H79L80 55ZM106 53H109V52H106ZM131 54H133L134 55V53H132V52H130ZM140 53V52H139ZM139 53H137L138 55H139ZM144 53V52H143ZM155 52H153V54H154ZM51 55V59H50V55ZM57 54V55H56ZM110 54V55H111ZM124 54V53H123ZM122 54V55H123ZM131 54H129V56H131ZM136 54V53H135ZM136 54V55H137ZM146 54V53H145ZM150 54V56H152ZM55 55L57 56V59H56V57H55ZM82 55H84V53L82 54ZM94 55V56H95ZM111 55V57H113ZM120 55V54H119ZM119 55H118V57H119ZM121 55V56H122ZM144 55V54H143ZM147 55H149V54H147ZM156 55V54H155ZM49 56V57H48ZM93 57V60H92V58L91 57ZM107 56H109V54L107 55ZM124 57H125V54L123 55ZM144 56H146V55H144ZM143 56V57H144ZM150 56H147V58L149 59H152V57H150ZM55 57V58H54ZM77 57H78V55H77ZM85 57V58H84ZM105 57H106V55H105ZM113 57V58H114ZM124 57H119V58H124ZM134 58L136 57V56H133ZM155 57V56H154ZM153 57V58H154ZM47 58H49L50 60H52V61H50L51 63H49V61H48V59ZM104 58V57H103ZM108 58V57H107ZM109 58H110V56H109ZM108 58V59H109ZM127 58V57H126ZM129 58H131V57H129ZM133 58V59H134ZM146 58V59H147ZM186 58V57H185ZM184 58V59H185ZM106 59V58H105ZM140 59V58H139ZM145 59V57H144V61L146 60ZM148 59L145 61V62H147L148 61ZM150 59H149V62H151L152 63V61H150ZM95 60V61H94ZM104 60V59H103ZM107 60V59H106ZM110 60H111V58H110ZM110 60H108L109 61V64L110 65H106V66H108V68H112L113 67V65L115 64V62H112L113 63V65H112V63L110 62ZM113 60H115V58L114 59H112V61ZM128 60V59H127ZM126 60V61H127ZM136 60V59H135ZM135 60L133 61V60H131V62L133 61L134 62V64H135V67L137 66V65H140L139 63H141L140 62V60L138 61V59H137V64L135 63ZM57 62V63H55L56 65H57V67L53 64V62ZM123 61V60H122ZM122 61H120L121 63H122ZM141 61H142V58H141ZM186 61H188V62H193V57H189V58H187L186 59ZM75 62H76V64H75ZM107 61H105V63H106ZM129 62H130V59H129ZM139 62V63H138ZM143 62V61H142ZM116 63H118V62H116ZM144 63V62H143ZM150 63V64H151ZM49 64V65H48ZM60 64V65H59ZM96 65L95 66V69H94V66L93 65ZM107 64H108V62H107ZM120 64V63H119ZM130 64H132V65H130V66H132L133 67V63H130ZM51 65V66H50ZM52 65H54L55 67H53ZM116 65V64H115ZM114 65V66H115ZM121 65V64H120ZM119 65V66H120ZM128 65H129V63H128ZM145 64H143V65H140V69L138 68V66L136 67V70L133 68V70H134V73H135V71H140L139 72V74H141L142 72L141 71H143V73L145 72V68H146V70H147V67L149 66V64L148 63H146V65L144 66ZM50 66V67H49ZM59 66V67H58ZM76 66V67H75ZM105 66V67H106ZM110 66V67H109ZM117 66H118V64H117ZM123 66L125 67V65H124V63H123ZM128 67V68H130V70H132L131 69V67ZM97 67V68H96ZM99 67V68H98ZM105 67H103L104 69H105ZM126 67H127V65H126ZM141 67H144L143 69L141 68ZM56 68V69H55ZM111 68H110V70H107V71H110V74H111ZM115 68V67H114ZM114 68H112V69H114ZM117 68V67H116ZM119 68V67H118ZM127 68V69H128ZM150 68V67H149ZM95 71H94V70ZM139 69V70H138ZM49 70V71H48ZM103 70V69H102ZM119 70H120V68H119ZM77 71V73L75 74V72ZM94 71V72H93ZM101 71V70H100ZM114 71V70H113ZM113 71H112V74H113ZM116 71V70H115ZM116 72H118V71H116ZM121 72V71H120ZM103 73V72H102ZM109 74V76L111 77V75ZM117 74V73H116ZM118 74H119V72H118ZM122 74V72L118 75V77H120V75ZM136 74H137V72H136ZM136 74H134V75H131V77H132V80L134 79L133 78V76L135 77V75ZM78 76V77H76V76ZM113 75H115V74H113ZM138 75V74H137ZM127 76H128V73H127ZM139 76V75H138ZM91 77H95V78H92L91 79ZM102 76H100V78H101ZM109 77V78H110ZM112 77H114V76H112ZM111 77V79H116V77H114V78H112ZM124 77H126V74H125V76ZM137 77V76H136ZM104 78H106V77H104ZM75 79H76V81H77V79H81L82 80V85H80V86H82V88H76L75 87ZM99 79V78H98ZM103 79V78H102ZM92 80H94V82L92 81ZM101 80V79H100ZM120 81L122 82V80L120 79ZM123 81H125V79L123 80ZM101 82H105V84L106 83H108V82H106V79H105V81H102L101 80ZM120 82V83H121ZM47 83H50V84H47ZM100 83V82H99ZM98 83V86H103L102 84L103 83H101V84H99ZM119 83V84H120ZM128 83V82H127ZM71 84V85H70ZM104 84V85H105ZM110 84H113V87H114V89L115 88H117L118 87V85L117 86H115L116 85V83H115V85H114V83H109V84H106V85H108V86H111L112 87V85H110ZM45 85H49L50 87H49V90L46 88V91L48 90L49 91V93L48 92H46V95L44 94V96H42L41 94H43V93H41L42 92V90L43 89H45L44 87H45ZM106 85H105V87H104V89H110V87H106ZM134 85L136 86V89L137 90H139V92H141L140 94V97H138L139 98V100L138 101H140V98L142 99L143 97H145L144 95H145V93L144 94H142V92H143V90H142V86H141V84L140 83H134ZM133 85V86H134ZM65 86V88L64 89H62L63 87ZM66 86H67V88L69 87L70 88V90H71V92L73 91V93H71L70 91H69V89H66ZM131 86V85H130ZM134 86V87H135ZM102 87V88H103ZM113 87L111 88V89H113ZM101 88V89H102ZM103 89V90H104ZM110 89V90H111ZM113 89V90H114ZM25 90H26V92H25ZM81 90V91H80ZM89 91V92H87V93H90V94H93V99H95V101L93 102H89L88 103V101L90 100H92V99H90L91 97H89V96H91L90 94H87L86 93V91ZM27 91L29 92V91H32L33 92V94H32V92H31V94L32 95H29L28 93H27ZM105 91V90H104ZM103 91V92H104ZM117 91V90H116ZM25 93V94H23V96H25V97H23V99L25 98V100H24V102L23 103H21L20 101H21V99H19V97L21 96V94L22 93ZM70 94H69V93ZM108 91H106V93H107ZM112 92V91H111ZM115 92V91H114ZM114 92H113V95L115 96V94H116V92H115V94H114ZM30 96H28L27 94ZM41 93V94H40ZM44 93H45V90H44ZM35 94H37L36 95V97H34V95ZM86 94V95H85ZM109 94V93H108ZM112 94V93H111ZM20 95V96H19ZM68 95V96H67ZM87 95H89V96H87ZM96 95V96H95ZM100 95V96H99ZM104 95H106L105 93H104ZM19 96V97H18ZM71 96V95H70ZM86 96L89 98V100H87L86 99ZM142 96V97H141ZM27 97H29V98H27ZM105 97V96H104ZM22 98V97H21ZM137 98V99H138ZM17 99H19V100H17ZM23 99H22V101H23ZM75 99V98H74ZM115 99V98H114ZM144 99V98H143ZM142 99V100H143ZM87 100V101H86ZM21 103V104H19V103ZM69 102V101H68ZM71 102V101H70ZM65 103V102H64ZM113 103V102H112ZM57 104V103H56ZM59 104V103H58ZM57 104V105H58ZM63 104V103H62ZM67 103H65V106H67L66 105ZM99 104H102L101 106L99 105ZM115 104V103H114ZM136 103H134V105H135ZM61 105V104H60ZM59 105V106H60ZM117 105V104H116ZM124 105V104H123ZM125 105H127V104H125ZM133 105V106H134ZM45 106V105H44ZM71 106V109L73 108L72 107V105H70ZM69 106V107H70ZM81 106V107H80ZM121 106V105H120ZM129 106V105H128ZM135 106H137V104L135 105ZM82 107V109H81V111L84 109ZM44 110H43V109ZM60 108H61V106H60ZM87 108V109H88ZM122 108H123V106H122ZM64 109H65V107H64ZM67 109V108H66ZM89 109L86 111V113H84L85 112V110H83V113H84V115L85 114H87L88 113V111H89ZM124 109H126V108H123L122 110L124 111ZM129 110H130V108H128ZM128 109H126V110H128ZM53 110H54V108H53ZM134 110H136L135 108L133 109V110H131V111H134ZM45 111V112H44ZM69 111V109L67 110V112ZM78 112L79 114H81L82 112ZM52 112V111H51ZM59 112V111H58ZM67 112H65V110H64V113H67ZM72 112H74V111H72ZM53 113V112H52ZM51 113V114H52ZM63 112H61V114H62ZM62 114L60 117L58 116L57 118H58V121H59V119L61 118H66L67 117V114H66V116L64 117V115L65 114ZM88 113V114H89ZM50 114V113H49ZM55 114H59L60 115V113H55ZM75 114V113H74ZM87 114V115H88ZM53 115V114H52ZM70 115V114H69ZM82 115V114H81ZM83 115V116H84ZM49 116V115H48ZM51 116V115H50ZM86 116V115H85ZM118 116H120V115H118ZM46 117V116H45ZM70 117V116H69ZM56 118V119H57ZM80 118V117H79ZM79 118H78V120L76 121V122H78L79 121ZM87 118V117H86ZM88 118H89V116H88ZM116 118V117H115ZM47 119V118H46ZM45 119V120H46ZM61 119H60V121H61ZM76 119H77V115H76ZM13 121H16V122H13ZM94 121H96V122H94ZM13 122V123H12ZM81 122V121H80ZM88 122H86V123H88ZM13 124V125H10V124ZM22 123H24L23 125H22ZM41 123H44V122H41ZM79 123V122H78ZM89 123H88V125H89ZM115 123H116V121H115ZM38 124V125H37ZM76 124V123H75ZM80 124H83V126L85 125L83 122L82 123H80ZM44 125V124H43ZM77 125V124H76ZM87 125V124H86ZM116 125V124H115ZM81 126V125H80ZM79 125H77V129H78V127H80ZM90 126V125H89ZM94 126V125H93ZM111 126L112 125H105V128H102V127H99L98 125L96 126V128L98 129V131L97 132H95V131H93V130H91V133H89L88 134V136L91 134V135H93L92 134V132H94V135H93V137L95 138V139H97V140H99V142L100 141H106V138H107V140L110 138V128H111ZM114 126V125H113ZM76 127V126H75ZM81 128L83 129V130H85V127L83 128L82 126L80 127V130H81ZM99 128H101L100 130H99ZM35 129V128H34ZM41 129V128H40ZM76 129V128H75ZM76 129V130H77ZM25 130V129H24ZM27 130V129H26ZM47 130V129H46ZM75 130V131H76ZM83 130H81L80 131V135H82L81 134V132H85V131H83ZM27 131H29V130H27ZM38 131V130H37ZM72 131H74L73 129H72ZM30 132V131H29ZM88 132H90V128H89V130H88ZM14 133V132H13ZM27 132H25V134H26ZM96 133V134H95ZM37 134V133H36ZM42 134V133H41ZM77 133L75 132V134H74V137H75V135H76ZM12 135V134H11ZM30 135H33V140L34 141H36L37 139H36V137L34 138V136H36V135H34V133L33 134H30ZM30 135H27V138H25L27 141H28V136L30 137V139L29 140H32L31 139V137L32 136H30ZM79 135V136H80ZM86 136H87V133L85 134ZM85 135H83L84 137H85ZM90 135V137H92ZM72 136V135H71ZM76 136H78V135H76ZM82 136V137H83ZM24 137H26V136H24ZM23 137V138H24ZM70 137V136H69ZM73 137V138H74ZM83 137V138H84ZM89 137V138H90ZM128 136H126V139H128L127 138ZM40 138H42V137H40ZM77 138V140L79 139L78 137H76ZM83 138H81V139H83ZM94 138H90L89 140H91V139H94ZM12 139V140H11ZM71 139H72V137H71ZM70 139V140H71ZM94 139V140H95ZM103 139V140H102ZM15 140V139H14ZM13 140V141H14ZM21 140V139H20ZM25 140V141H26ZM97 140H95L96 142H97ZM16 141V140H15ZM78 141H80V140H78ZM38 142H39V140H38ZM44 142V141H43ZM68 142V141H67ZM66 142V143H67ZM76 142V141H75ZM90 142V141H89ZM26 143V142H25ZM28 143L29 142H27V144H25V145H28ZM76 143H78V142H76ZM75 143V144H76ZM106 143H108V142H106ZM34 144H35V142L32 144V142L30 141V145L29 146H26L27 148V150H28V147H29V153H34V151H33V147H31V145L32 146H34ZM40 144V143H39ZM41 144H43V143H41ZM44 144H46V143H44ZM47 144H49V143H47ZM74 144V143H73ZM86 144V143H85ZM99 144H101V142L99 143ZM102 144H103V142H102ZM101 144V145H102ZM14 145V144H13ZM23 145V144H22ZM25 145H23L24 147H25ZM70 145V144H69ZM105 145V144H104ZM11 146V147H10ZM56 146H59V145H57L56 144ZM63 146V145H62ZM68 146V145H67ZM106 146V145H105ZM104 146V147H105ZM42 147V146H41ZM40 147V149H44V148H41ZM52 147V146H51ZM55 147V146H54ZM63 147H65V144H64V146ZM72 147V146H71ZM77 147V146H76ZM108 147V146H107ZM14 148H15V146H14ZM13 148V149H14ZM20 148V147H19ZM36 148H37V146H36ZM56 148V147H55ZM74 148H75V146H74ZM78 148V147H77ZM102 148V147H101ZM100 148V149H101ZM38 149V148H37ZM37 149H35V150H37ZM51 149V148H50ZM53 149V148H52ZM60 149H61V147H60ZM73 149V148H72ZM99 149V148H98ZM16 150H18V149H16ZM21 150H22V148H21ZM32 150V151H31ZM39 150V149H38ZM37 150V151H38ZM59 150V149H58ZM73 150H75V149H73ZM93 150L95 151V150H97V149H94V147H93ZM103 150H104V148H103ZM108 150V149H107ZM37 151H35V152H37ZM39 151H41L42 152V150H39ZM38 151V152H39ZM47 151V150H46ZM64 151V150H63ZM62 151V152H63ZM66 151V150H65ZM94 151H93V153H94ZM20 152V151H19ZM27 152V151H26ZM54 152H55V150H54ZM68 152V151H67ZM66 152V153H67ZM96 152V151H95ZM100 152V151H99ZM16 153H18L17 151H16ZM31 153V154H32ZM109 153V152H108ZM23 154V153H22ZM27 154V153H26ZM36 154V153H35ZM44 154V153H43ZM51 154V153H50ZM82 154V153H81ZM86 154V153H85ZM92 154V153H91ZM101 154V153H100ZM105 154V153H104ZM2 155H4V157H2ZM19 155V154H18ZM20 155H21V153H20ZM34 155V154H33ZM37 155L39 156L40 154H38L37 153ZM54 155V154H53ZM79 155H80V153H79ZM84 155V154H83ZM89 155V154H88ZM41 156V155H40ZM39 156V158H36V159H41V157ZM44 156V155H43ZM59 156V155H58ZM63 156V155H62ZM67 156H68V154H67ZM69 156H71V155H69ZM87 156V155H86ZM86 156H84V157H86ZM91 156V155H90ZM108 156V155H107ZM32 157V156H31ZM34 157V156H33ZM32 157V158H33ZM50 157H52V156H50ZM50 157H49V159H50ZM64 157V156H63ZM89 157V156H88ZM19 158V157H18ZM25 158V157H24ZM47 157H45V160H47V162H48V158L46 159ZM57 158V157H56ZM70 158V157H69ZM90 158V157H89ZM109 158V157H108ZM19 159H21V157L19 158ZM85 159V158H84ZM103 159V158H102ZM106 159V158H105ZM7 160H9V158L7 159ZM23 158L21 159V161L19 162L23 167L25 166V167H27L28 165H27V161L26 160H24L25 162H23ZM42 160V159H41ZM45 160H43V164H44V161ZM51 160V159H50ZM62 160V159H61ZM65 160V159H64ZM73 160H74V158H73ZM79 159H77L76 161H78ZM34 161V160H33ZM58 161V160H57ZM71 161V160H70ZM35 162V161H34ZM38 162V160L36 161V163ZM105 162V161H104ZM23 163V164H22ZM40 163H41V161H40ZM40 163H38V164H40ZM53 163V161H51V164ZM67 163H68V161H67ZM74 163V162H73ZM79 163H80V161H79ZM82 163H83V161H82ZM85 163V162H84ZM90 163V162H89ZM92 163V162H91ZM107 163H109V162H107ZM29 164V163H28ZM32 164H35V163H33L32 162ZM38 164H37V166H36V164L35 165H33V166H35V168H37L36 169V171H38L39 169H41L40 167H42V166H38ZM49 164V163H48ZM50 164V165H51ZM76 164V163H75ZM101 164V163H100ZM20 165V167L22 168V166ZM27 165V166H26ZM44 165H46V163L44 164ZM53 165H55V163L53 164ZM58 165V164H57ZM80 165V164H79ZM79 165H77V168H78V166ZM107 165H109V164H107ZM33 166H31V167H33ZM48 166V165H47ZM56 166V165H55ZM62 166V165H61ZM71 166V165H70ZM73 166V165H72ZM75 166V165H74ZM81 166H82V164H81ZM101 166V168L103 167V164H101L100 165ZM14 167H15V169H14ZM97 167V166H96ZM35 168L33 167V169H32V172L35 170ZM46 168V167H45ZM66 168V167H65ZM73 168V167H72ZM30 170V168H25V169H23L24 171H29ZM12 170V171H13ZM75 170V169H74ZM73 170V171H74ZM78 170V169H77ZM35 171V172H36ZM45 171V170H44ZM57 171V170H56ZM67 171V170H66ZM71 171V170H70ZM82 171V170H81ZM105 171L106 170H104V173H105ZM22 172V171H21ZM31 171H29V173L31 174L32 173ZM35 172H34V174H35ZM76 172V171H75ZM85 172V171H84ZM87 172V171H86ZM102 172V171H101ZM53 173H55V172H53ZM59 173V172H58ZM69 173V172H68ZM89 173V172H88ZM96 173V172H95ZM98 173H99V171H98ZM11 174V173H10ZM20 174H23V173H20ZM37 175H38V173H36ZM41 174H42V171H41ZM66 174V173H65ZM70 174V173H69ZM99 174H101V173H99ZM106 174H107V171H106ZM27 175H28V172H27ZM26 175V176H27ZM45 175V174H44ZM52 175V174H51ZM60 175V174H59ZM2 176V175H1ZM22 176H25V172H24V174L22 175ZM30 176H32V174L30 175ZM36 176V175H35ZM39 176V175H38ZM86 176V175H85ZM89 176H91V175H89ZM95 176V175H94ZM97 176V175H96ZM101 176V175H100ZM102 176H104V175H102ZM106 176V175H105ZM104 176V177H105ZM109 176V175H108ZM28 177V176H27ZM40 177V176H39ZM39 177H35L36 179H39ZM43 177V176H42ZM82 177H83V175H82ZM92 177V176H91ZM1 178V177H0ZM24 178V177H23ZM35 178H32L33 180L35 179ZM41 178V177H40ZM65 178V177H64ZM93 178V177H92ZM97 178H98V176H97ZM106 178V177H105ZM104 178V179H105ZM108 178V177H107ZM134 177H132V179H133ZM4 179V178H3ZM36 179L34 180V181H36ZM42 179V178H41ZM41 179H39V180H37V181H40ZM115 179H116V177H115ZM132 179L131 178H129V180L127 181V180H125V185H124V182L123 181H121V182H116L117 184H119L118 186L119 187H121V186H125V188L127 189V191H128V189H129V186H131V184H132ZM7 180V179H6ZM6 180H5V184H6ZM60 180V179H59ZM62 180V179H61ZM76 180V179H75ZM101 180V179H100ZM111 179H109V183H111L112 181H110ZM117 180V179H116ZM119 180V179H118ZM1 181H3V180H1ZM96 181H97V179H96ZM105 181H107V180H105ZM105 181H103V184L104 183H106ZM8 182H9V180H8ZM7 182V183H8ZM11 182V181H10ZM60 182V181H59ZM78 182V184H79V180L77 181ZM102 182V181H101ZM12 183V182H11ZM82 183V182H81ZM89 183V182H88ZM94 183H95V181H94ZM99 183H100V181H99ZM98 183V184H99ZM113 183V182H112ZM111 183V184H112ZM120 183H122L121 184V186H120ZM9 185H5V190H3L4 192H2V190L0 191L1 193H3L2 195V197H4L3 199L5 200V208H4V210H6V216H4L3 214H2V209L0 208V230L1 229H8L10 226V224L11 225H13V226H11V228L13 227V229H14V227H16V225L15 224H17V222H18V224H20L21 225V227H22V225H23V223L24 224H26L28 221H30L34 216L33 215H29V214H32V212H31V209H33L32 207H33V203L32 202H30V201H28V200H30L31 198H29L28 196V198L25 196V195H20V193L17 191V193L18 194H15L16 192H14V191H12V189H10V183H8ZM15 184V183H14ZM39 185H40V183H38ZM42 184V183H41ZM90 184H91V182H90ZM97 184V185H98ZM87 185V184H86ZM96 185V186H97ZM99 185H101V184H99ZM99 185L97 186V188L99 187ZM105 185V184H104ZM103 185V186H104ZM114 185V184H113ZM13 186L14 185H12V187L11 188H13ZM36 186H37V184H36ZM41 186V185H40ZM87 186H89V184L87 185ZM102 186V185H101ZM105 186H107V183H106V185ZM118 186H116L117 188H118ZM94 187V185L92 184V186L90 185V188H87V189H93V190H95V188H93ZM112 187H114V186H112ZM112 187H110L111 189H113ZM15 188V187H14ZM13 188V189H14ZM36 188V187H35ZM99 188H101V190H102V187H99ZM104 188V187H103ZM106 188V187H105ZM108 188V187H107ZM110 188H108L109 190H110ZM19 189V188H18ZM115 189V188H114ZM20 190H22V189H20ZM24 190V189H23ZM36 190V189H35ZM39 190H40V188H39ZM84 190H86L85 189V187H84ZM89 190V191H90ZM106 190V189H105ZM25 191V190H24ZM37 191V190H36ZM42 190H40V192H41ZM92 192V191H91ZM94 193L96 192V190L95 191H93ZM101 192V191H100ZM0 193V194H1ZM29 193V192H28ZM36 193H38V192H36ZM86 193H87V191H86ZM103 193V192H102ZM35 194V193H34ZM43 195H44V193H42ZM84 194H85V192H84ZM98 194H99V192H98ZM98 194H96V195H98ZM101 194V193H100ZM38 195V194H37ZM36 194H35V196H37ZM39 195L42 197L43 195H41L40 193H39ZM38 195V196H39ZM89 195H91L92 196V194L90 193V194H88V196ZM39 196V199H41V197ZM52 196V195H51ZM87 195H84V198H83V200H81L80 202H78L79 200L77 199L78 197L79 198H81V196H78V197H76V199L78 200H74V201H77V202H74V203H76L75 205L76 206H74L75 207V213H72L71 212V214H74L75 216H76V218H75V216L74 215H72V218L74 217V219H72V221H68V220H66V222L68 223V222H71V223H69L70 224V226L68 225V224H66V226L64 225V228H63V232H64V235L66 234L67 236H74L76 233H79L81 236H83V239L85 240V242H88V243H90L91 244V246H90V248H88L87 250H84V254H83V256L81 257V260H80V264H88V261H89V259H90V257L96 252V250H97V245H98V243H95V242H97L99 239H100V241L101 240H105L109 235H110V232L112 231V226H113V223H114V220H115V216L113 215V214H110V215H107V214H105L104 212H103V207H102V205H101V203H100V200H101V197H99V198H96L94 201L92 200V199H94L93 197L91 198V196H89V197H86ZM93 196H95V195H93ZM126 196V199H127V194L125 195ZM56 197V196H55ZM54 197V198H55ZM46 198V197H45ZM56 198H58V197H56ZM55 198V199H56ZM60 198V197H59ZM64 198V197H63ZM72 198V197H71ZM74 198V197H73ZM2 199V200H3ZM20 199V200H19ZM51 199V198H50ZM65 199H66V197H65ZM64 199V200H65ZM82 199V198H81ZM27 200V201H26ZM44 201V199L42 198L41 199V201ZM47 200H48V198H47ZM57 200V199H56ZM67 200H70V199H68L67 198ZM73 200V199H72ZM34 201V200H33ZM37 201H39V200H37ZM49 201V200H48ZM55 201V200H54ZM0 202H2V201H0ZM29 202V204H28V207H26L25 205H27V203ZM62 201H60V203H61ZM30 203H32V204H30ZM47 204H48V202H46ZM57 203V202H56ZM56 203H55V205H53V206H57L56 205ZM69 204V206L71 207V205H70V201L68 202ZM71 203H73V202H71ZM40 204V203H39ZM50 204V203H49ZM52 202H51V206H52ZM59 204V203H58ZM32 205V206H31ZM67 205V204H66ZM67 205V206H68ZM2 206V205H1ZM30 206V207H29ZM52 206V207H53ZM49 207H50V205H49ZM64 207V206H63ZM76 207H78L77 209H76ZM27 208H29V209H27ZM73 209V208H72ZM27 210L30 212V213H26V214H23V213H25V211L27 212ZM34 211V210H33ZM74 211V210H73ZM26 217L27 216V214H28V216H31V217H29L30 218V220L28 219V221L26 222V218L23 216V215ZM3 215V216H2ZM81 217H80V216ZM22 216V217H21ZM24 217V218H23ZM36 217V216H35ZM80 217V218H79ZM20 218H23L22 220L24 221H21V219ZM70 218V217H69ZM19 219H20V221L22 222V224H21V222L19 221ZM25 219V220H24ZM18 220V221H17ZM65 221V220H64ZM37 222V221H36ZM36 222H35V225H36ZM75 222V223H74ZM15 223V224H14ZM29 223V222H28ZM32 223H33V221H32ZM31 222H30V224H32ZM18 224H17V226H18ZM30 224H28V225H30ZM34 224V223H33ZM15 225V226H14ZM20 225L18 226V227H16V229L19 231V230H22V228L24 229L25 227H22V228H20L19 229V227H20ZM9 226V227H8ZM24 226V225H23ZM26 226V225H25ZM31 226V225H30ZM29 226V228L26 226V228H28V229H31V227ZM68 226V227H67ZM63 227V226H62ZM10 228V229H11ZM33 228H34V226H33ZM15 229V230H16ZM12 230V229H11ZM13 231V230H12ZM65 231L67 232V233H65ZM68 231H70V232H68ZM72 231V232H71ZM63 232H62V234H63ZM18 233V232H17ZM16 233V234H17ZM15 234V235H16ZM68 234H70V235H68ZM13 235H14V233H13ZM14 235V236H15ZM9 236V235H8ZM7 236H5V237H2V234H0V249L1 248H3L2 250H1V253H2V251L4 252V253H6V248L7 247H11L12 248V246H11V244H10V242L8 241L9 239L8 238H6ZM3 238L5 239L6 238V242H4V240H3ZM87 238H88V240H87ZM10 239H11V236H10ZM14 239V238H13ZM13 239H11L12 241H13ZM92 239V240H91ZM2 240V241H1ZM10 240V241H11ZM11 241V242H12ZM9 242V244H7ZM4 243V245H6L7 244V247L4 249V245H2V244ZM13 244H14V241H13ZM12 244V245H13ZM9 248H7V249H9ZM10 248V249H11ZM8 251V250H7ZM264 254V253H263ZM2 257V256H1ZM4 257V256H3ZM3 260V259H2ZM41 260H42V262L44 263V264H49L48 263V258L46 257V256H42L41 257ZM1 263H2V261H0ZM5 262L6 261H4L3 262V264H5ZM36 262H37V260H36Z\"/></svg>",
    "mask_w": 264,
    "mask_h": 264
},
{
    "label": "crops",
    "instance_id": "crops-1",
    "mask_svg": "<svg viewBox=\"0 0 264 264\" xmlns=\"http://www.w3.org/2000/svg\"><path fill=\"white\" fill-rule=\"evenodd\" d=\"M222 136V138H223V135H221ZM231 140V139H230ZM222 141H223V139H222ZM226 146V145H225ZM30 251H32L31 253H33V254H31L32 256H33V259L32 260H30L29 261V259H24V262H25V264H30V262H31V264H35V258H34V256L36 255L34 252V250L32 249V250H30ZM30 255V254H29ZM261 257H263V255L261 254ZM264 258V257H263ZM9 264H12L11 262L9 263Z\"/></svg>",
    "mask_w": 264,
    "mask_h": 264
},
{
    "label": "built area",
    "instance_id": "built-area-1",
    "mask_svg": "<svg viewBox=\"0 0 264 264\" xmlns=\"http://www.w3.org/2000/svg\"><path fill=\"white\" fill-rule=\"evenodd\" d=\"M235 122H236V123H238V121H237V120H235ZM221 135H223V136L225 137V138H224L225 140H228V139H229V137H228L226 134H224V133H221Z\"/></svg>",
    "mask_w": 264,
    "mask_h": 264
}]
</instances>
